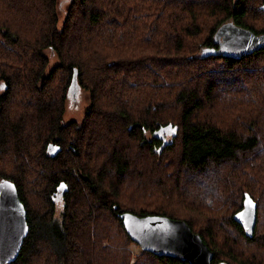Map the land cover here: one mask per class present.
<instances>
[{"label":"trees","instance_id":"16d2710c","mask_svg":"<svg viewBox=\"0 0 264 264\" xmlns=\"http://www.w3.org/2000/svg\"><path fill=\"white\" fill-rule=\"evenodd\" d=\"M262 5L70 0L59 25L57 0H0V179L28 225L6 264H130L124 211L184 220L211 264H264V47L216 40L225 23L264 35ZM73 69L88 103L63 122ZM245 193L252 237L233 219Z\"/></svg>","mask_w":264,"mask_h":264},{"label":"water","instance_id":"95a60500","mask_svg":"<svg viewBox=\"0 0 264 264\" xmlns=\"http://www.w3.org/2000/svg\"><path fill=\"white\" fill-rule=\"evenodd\" d=\"M261 8L264 11V5ZM216 40L219 50L232 56L264 47V35H256L232 23L219 27ZM78 87L77 72L73 69L68 92L74 95ZM48 150L54 155L58 147L49 144ZM256 209V202L245 193L242 208L233 215L234 221L242 226L247 237H252L254 232ZM119 217L129 238L142 250L189 264H211L213 252L184 220L156 214L137 216L129 211L122 212ZM27 231L26 210L14 182L0 179V264L16 258Z\"/></svg>","mask_w":264,"mask_h":264},{"label":"rangeland","instance_id":"374dc122","mask_svg":"<svg viewBox=\"0 0 264 264\" xmlns=\"http://www.w3.org/2000/svg\"><path fill=\"white\" fill-rule=\"evenodd\" d=\"M69 2L70 0H57L56 9H57L59 25L61 24L65 16ZM45 54L48 55L50 58V62L47 66V69L49 70L52 67V65L57 62V59L55 54L49 50H45ZM87 103H88V94L86 90H84L79 86L77 88V91L73 95L71 92H68V88H67L66 99H65V110L62 117L63 122L69 121L71 119L80 121L83 118L84 109ZM108 244H109L108 241L102 242V246L107 245L109 247ZM135 244L136 243L133 242L127 246V248L130 250V258H129L130 264L133 263L135 257L139 254L140 250H142L137 244L136 245Z\"/></svg>","mask_w":264,"mask_h":264},{"label":"snow or ice","instance_id":"6c2138e0","mask_svg":"<svg viewBox=\"0 0 264 264\" xmlns=\"http://www.w3.org/2000/svg\"><path fill=\"white\" fill-rule=\"evenodd\" d=\"M171 131L174 133L175 132V129H171Z\"/></svg>","mask_w":264,"mask_h":264}]
</instances>
